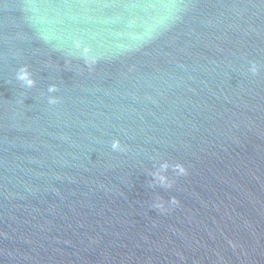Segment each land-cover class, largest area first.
<instances>
[{"label":"water","instance_id":"1","mask_svg":"<svg viewBox=\"0 0 264 264\" xmlns=\"http://www.w3.org/2000/svg\"><path fill=\"white\" fill-rule=\"evenodd\" d=\"M0 264H264V0H0Z\"/></svg>","mask_w":264,"mask_h":264},{"label":"clouds","instance_id":"2","mask_svg":"<svg viewBox=\"0 0 264 264\" xmlns=\"http://www.w3.org/2000/svg\"><path fill=\"white\" fill-rule=\"evenodd\" d=\"M19 81H22L24 84H26L27 86H31L33 84V81L30 78V74L27 72L26 69H21L18 73H17V77H16ZM166 167V165H165ZM176 201L173 200L172 204H175ZM153 208L154 209H159L161 212L166 211L164 203H154L153 204Z\"/></svg>","mask_w":264,"mask_h":264}]
</instances>
